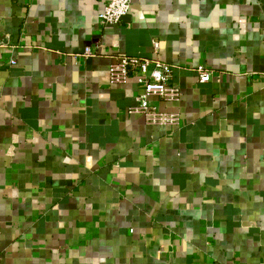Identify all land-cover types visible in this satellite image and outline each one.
I'll return each instance as SVG.
<instances>
[{"label":"crops","instance_id":"1","mask_svg":"<svg viewBox=\"0 0 264 264\" xmlns=\"http://www.w3.org/2000/svg\"><path fill=\"white\" fill-rule=\"evenodd\" d=\"M107 1L0 0V264H264V0ZM153 39L177 129L110 81Z\"/></svg>","mask_w":264,"mask_h":264},{"label":"built area","instance_id":"2","mask_svg":"<svg viewBox=\"0 0 264 264\" xmlns=\"http://www.w3.org/2000/svg\"><path fill=\"white\" fill-rule=\"evenodd\" d=\"M131 0H108L99 18L104 25L121 23L130 13ZM152 58L121 56L110 68V81L113 84H127L135 79L142 86L143 92L137 97L138 105L133 112L144 115L150 125L169 126L177 129L181 125V115L175 112H163L151 102V97H157L166 102H178L182 98L180 88L173 85L174 66L163 62L157 56L160 42L152 40ZM85 54H91L87 48ZM14 64V61L11 62ZM198 80L201 83L211 81L212 72L204 67L197 69Z\"/></svg>","mask_w":264,"mask_h":264}]
</instances>
